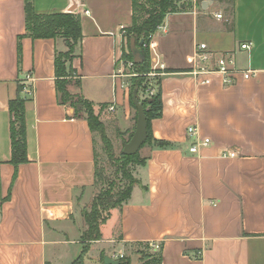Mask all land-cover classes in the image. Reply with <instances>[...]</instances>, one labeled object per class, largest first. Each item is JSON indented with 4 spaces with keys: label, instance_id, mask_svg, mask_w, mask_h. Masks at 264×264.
<instances>
[{
    "label": "crops",
    "instance_id": "0c3cea01",
    "mask_svg": "<svg viewBox=\"0 0 264 264\" xmlns=\"http://www.w3.org/2000/svg\"><path fill=\"white\" fill-rule=\"evenodd\" d=\"M181 4L187 8L169 13L149 43L151 64L165 65L163 111L151 121L152 134L171 145L144 147L139 183L102 223V238L85 257L96 254L84 264H105L102 251L133 256L140 242L160 243L162 264H264V0ZM33 6L38 13L81 15L83 38L68 89L92 101L127 139L136 109L120 27L131 23L133 0H33ZM25 32V0H0V264H73L84 248L82 210L95 196L96 137L56 86L55 54L68 50L66 41L24 35L19 63ZM246 41L250 50L240 47ZM199 43L213 55L201 68L234 53L236 67L255 74L237 73L229 85L217 72L195 75ZM20 84L28 161L16 168L9 102ZM205 138L208 145L190 151ZM230 150L237 155H223ZM72 244L81 245L79 252Z\"/></svg>",
    "mask_w": 264,
    "mask_h": 264
},
{
    "label": "trees",
    "instance_id": "16d2710c",
    "mask_svg": "<svg viewBox=\"0 0 264 264\" xmlns=\"http://www.w3.org/2000/svg\"><path fill=\"white\" fill-rule=\"evenodd\" d=\"M187 8L176 0H133V15L130 25L127 27V48L124 49L122 58L132 60L133 55L130 50V41L134 37L137 44L145 51L146 58L142 63H135L133 69L128 71L135 73L129 77V87L131 104L136 109L134 119L137 120L138 111L133 100L134 90L138 91V99L144 105L148 121V139L139 152L134 155L123 154L119 156L114 153L112 141L104 134L105 124L100 119V114L96 113L94 103L82 95L72 94L68 85L71 82L70 76L74 72L71 65L75 57L76 48L83 38L82 18L80 14L73 12L38 13L33 6V0H25L26 32L19 36L18 59H22L21 38L28 35L36 38H63L68 46L67 51H56L55 54V73L56 86L61 94L63 103L70 102L75 108V116L84 117L89 122L93 133L101 131L105 150L114 166V173L106 175L105 169L100 167L95 157V181L94 187L98 190L95 194L90 209H83L82 214L87 225L83 231V252L73 264H84V258L89 251L92 242L102 238L101 225L104 223L112 209L122 207L129 200L134 186L139 183V179L134 176L131 165H144L148 156L141 154V150L146 147H166L170 142L156 139L152 134L151 121L162 115L163 100L161 89V74L151 76L152 72L151 56L149 43L152 35L158 26L164 22L166 16L171 12L181 11ZM144 39V44L141 40ZM69 64V66H68ZM154 88L155 92L150 93ZM25 86L20 84L18 95L9 102L11 114V158L10 162L17 168L19 164L28 161L27 156V133H26V99L22 96ZM106 105H102L104 108ZM135 131L130 132L125 141H128ZM119 135L124 134L118 130ZM96 143V138H95ZM16 176V173H15ZM14 176V177H15ZM133 254H140L142 264H162V247L158 250L152 249L148 242L136 244ZM103 252L101 260L104 261ZM132 255H125L120 259L121 264H132Z\"/></svg>",
    "mask_w": 264,
    "mask_h": 264
},
{
    "label": "built area",
    "instance_id": "2783aa9c",
    "mask_svg": "<svg viewBox=\"0 0 264 264\" xmlns=\"http://www.w3.org/2000/svg\"><path fill=\"white\" fill-rule=\"evenodd\" d=\"M178 3H182L186 0H176ZM88 12V11H87ZM218 18H222L223 15L221 13H218L216 15ZM166 26L161 23L157 29H164ZM127 27L125 25H122L120 27V33L123 37H126V33H127ZM112 34L114 35L115 33L112 32ZM240 47L242 49H246V50H250L252 47V42L251 41H246L240 44ZM195 56H196V63H197V67L193 69V73L195 75H199L202 73H211V72H217L223 75V79H224V83L229 85L232 84L235 80V75L237 73H241L243 75L244 78H249L252 75L255 74L256 70L248 68V69H240L236 67V59H235V54L234 53H226L221 55L220 57L215 59V64L213 67L211 68H201L199 65V63H207L209 61H211L213 59V55L212 53L209 51L208 46L206 43H199L196 46V52H195ZM122 58V57H121ZM123 59V58H122ZM123 63L124 66L126 67V72L125 75L130 77L132 75H135V73H132L130 71H128L129 69H133L135 66V62L134 60H127L125 61L123 59ZM152 72L149 73L151 76H155V75H159L162 74L163 71L165 70V65L163 63H156L154 65H152ZM203 82L205 83H209L210 80L209 79H205ZM30 91V90H29ZM155 92V89L152 88L150 90V93L153 94ZM109 111H114L115 110V105L112 104L108 107ZM188 133L193 135L196 133V128L193 126H190L188 128ZM210 138H205L203 140H200L196 143H194L191 147H190V151L191 152H197L199 149L200 145H208L210 143ZM224 156H231L234 157L237 155L236 151H225L223 153ZM150 247L152 249L158 250L161 248V244L158 242H150L149 243ZM114 259H118L120 260L121 258H123L125 256L124 253H113L111 255Z\"/></svg>",
    "mask_w": 264,
    "mask_h": 264
},
{
    "label": "water",
    "instance_id": "95a60500",
    "mask_svg": "<svg viewBox=\"0 0 264 264\" xmlns=\"http://www.w3.org/2000/svg\"><path fill=\"white\" fill-rule=\"evenodd\" d=\"M141 44H144V39L141 40ZM130 50L133 55V60L135 63H142L146 54L145 51L137 44L134 37L130 41ZM133 100L137 107L138 116L136 120V127L132 137L124 143L122 153L127 155H134L140 151L144 143L148 139V121L147 115L144 109V105L138 99V91L134 90ZM140 260V254H135L131 257V263L137 264ZM105 264H121V261L114 259L111 255H104Z\"/></svg>",
    "mask_w": 264,
    "mask_h": 264
},
{
    "label": "rangeland",
    "instance_id": "374dc122",
    "mask_svg": "<svg viewBox=\"0 0 264 264\" xmlns=\"http://www.w3.org/2000/svg\"><path fill=\"white\" fill-rule=\"evenodd\" d=\"M140 1L141 2H144L145 0H140ZM100 119L105 124L104 134L112 141L115 155L116 156H119V154L122 152L123 146H124V139L125 138L123 137V134L122 135H119V132L115 128L114 123H112V124H106L103 116H100ZM106 120L108 121L109 119H106ZM102 135L103 134H102L101 131H95V137H96V143H97V160H98L99 166L100 167H103L105 169V174L110 176V175H112L114 173V166L112 165V161L109 159V156H108L107 151L105 150V146H104V142H103ZM148 152H149L148 148H144V149L141 150V154L142 155H147ZM139 167H140V165H137V164L131 165L132 172H133V174H134L135 177H138ZM97 191L98 190L96 188H94V194H96ZM92 201H93V199H91V201L86 204V208L87 209H90L91 208ZM71 246L73 248H75L76 252H79V249L81 247L80 244H72ZM90 249H91V247H90ZM103 252L104 251H102L101 254ZM74 254H76V253H74ZM95 254H96L95 252L92 253L90 251L89 255H87L85 257V260L86 261L91 260V258ZM101 254H100V257H101ZM74 256L76 257V255H74ZM71 263H72L71 260L70 261L69 260L64 261V264H71ZM137 264H142V262L139 260V262Z\"/></svg>",
    "mask_w": 264,
    "mask_h": 264
}]
</instances>
